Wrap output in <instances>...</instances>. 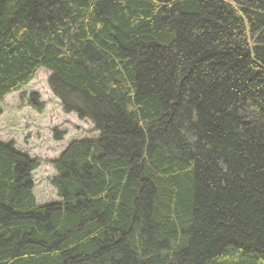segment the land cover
I'll list each match as a JSON object with an SVG mask.
<instances>
[{"label":"trees","instance_id":"obj_1","mask_svg":"<svg viewBox=\"0 0 264 264\" xmlns=\"http://www.w3.org/2000/svg\"><path fill=\"white\" fill-rule=\"evenodd\" d=\"M39 69L98 136L42 205L0 141V264H264V0H0V102Z\"/></svg>","mask_w":264,"mask_h":264},{"label":"rangeland","instance_id":"obj_2","mask_svg":"<svg viewBox=\"0 0 264 264\" xmlns=\"http://www.w3.org/2000/svg\"><path fill=\"white\" fill-rule=\"evenodd\" d=\"M49 72L39 69L33 79L19 92L5 96L0 102V141L12 142L15 148L39 162L33 172V196L38 205L59 201L50 180L56 175L52 161L55 160L69 142L97 137L92 124L78 120L74 114H65L60 102L51 93L47 80ZM23 93L25 100L19 95ZM36 94L44 104L38 113L27 105V97ZM53 129L65 132L62 141L53 140Z\"/></svg>","mask_w":264,"mask_h":264}]
</instances>
